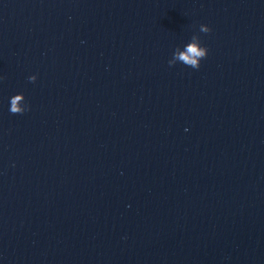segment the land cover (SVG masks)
Returning <instances> with one entry per match:
<instances>
[{
	"label": "water",
	"instance_id": "1",
	"mask_svg": "<svg viewBox=\"0 0 264 264\" xmlns=\"http://www.w3.org/2000/svg\"><path fill=\"white\" fill-rule=\"evenodd\" d=\"M0 264H264V0H0Z\"/></svg>",
	"mask_w": 264,
	"mask_h": 264
},
{
	"label": "clouds",
	"instance_id": "2",
	"mask_svg": "<svg viewBox=\"0 0 264 264\" xmlns=\"http://www.w3.org/2000/svg\"><path fill=\"white\" fill-rule=\"evenodd\" d=\"M199 31L203 33H209L211 32V28L208 25L201 24L199 26ZM207 54L208 49L201 46L200 37L198 35H193L191 42L186 44L183 51H181L179 47L174 51L172 59H170L168 63L171 67L177 62H180L188 67L198 70L200 68L201 60L206 58ZM28 79L30 82H35L37 77L33 75ZM21 101H23V105L21 104ZM28 110H30V106L25 101L23 93L15 94L10 98L9 111L11 114H24Z\"/></svg>",
	"mask_w": 264,
	"mask_h": 264
}]
</instances>
